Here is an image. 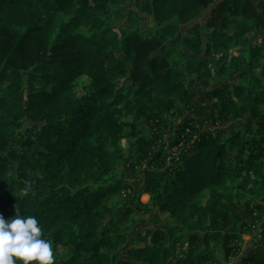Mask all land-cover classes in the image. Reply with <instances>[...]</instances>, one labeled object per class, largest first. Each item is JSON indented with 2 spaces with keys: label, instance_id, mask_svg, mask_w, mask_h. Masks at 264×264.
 Returning a JSON list of instances; mask_svg holds the SVG:
<instances>
[{
  "label": "trees",
  "instance_id": "obj_1",
  "mask_svg": "<svg viewBox=\"0 0 264 264\" xmlns=\"http://www.w3.org/2000/svg\"><path fill=\"white\" fill-rule=\"evenodd\" d=\"M17 209L55 264H264V0H0V214Z\"/></svg>",
  "mask_w": 264,
  "mask_h": 264
},
{
  "label": "clouds",
  "instance_id": "obj_2",
  "mask_svg": "<svg viewBox=\"0 0 264 264\" xmlns=\"http://www.w3.org/2000/svg\"><path fill=\"white\" fill-rule=\"evenodd\" d=\"M55 264L50 240L43 237V229L33 215L17 214L5 219L0 214V264Z\"/></svg>",
  "mask_w": 264,
  "mask_h": 264
},
{
  "label": "rangeland",
  "instance_id": "obj_3",
  "mask_svg": "<svg viewBox=\"0 0 264 264\" xmlns=\"http://www.w3.org/2000/svg\"><path fill=\"white\" fill-rule=\"evenodd\" d=\"M137 11L138 9H133L132 11H123L122 10V13L119 14L118 18L116 20H109L107 22V26L109 27V35L110 37L113 39V41H116L119 39L120 37V30H119V27H121L122 24H127L129 26V30H135L137 29V26L134 25L133 22H130L128 21V18L129 17H132L135 21V23H141V21L143 20L142 18L140 17H137ZM100 18V20H102L103 22H105V17L106 15L104 13H102L100 16H98ZM211 17V10H206L203 15L201 17H199L197 20H195L193 23H192V26H195L196 24H199L202 28H205V26L207 25L208 23V20L209 18ZM63 19H66L64 18V15L60 14L57 16V23H56V30L58 29V27L62 24V21ZM69 19L65 20V21H68ZM234 23V22H233ZM153 24L150 23V28H153ZM237 27L236 23L232 24L229 29L231 30H235ZM143 28V27H142ZM188 28L187 27H184L183 30H187ZM228 29V28H227ZM124 30V29H122ZM90 31L91 29L90 28H87V27H84L82 26L80 28V32L82 34H90ZM146 34H152V30H147ZM222 40L221 38H218V41ZM228 39H224V42L225 44L227 45L228 44ZM121 42L118 43V46H120ZM244 50V52L247 50V47H244L241 45H232L231 48L225 52L224 51V54H225V57H226V60H229L233 57H236L238 54H240L242 51ZM225 61V60H223ZM222 64V63H221ZM234 80V78L232 79V81ZM179 108H182L183 110L185 109V107L182 106V104H178ZM177 107H175L174 111L176 110ZM184 114L183 116L181 117H178L177 116V113L176 112H172L170 115H168L166 117V122L167 124L169 125V128L167 129V134H166V140L167 141H170L174 138L178 128L180 127V125L184 122V119L189 116V109L186 108L184 110ZM127 170V169H126ZM146 170V169H145ZM116 174L118 176H121V177H126L129 179V181L135 186L136 188V192L133 193V194H138L139 193V190L140 188L142 187V183L140 182V173L138 172L136 175H131L129 174V176H126V171L123 169V168H117L116 169ZM138 175V176H137ZM229 186V185H228ZM130 194H132L130 191H125L121 194V197L118 198V201L121 203L120 205L122 204H125L126 202H129L130 201ZM133 194H132V197H133ZM112 200H110L111 202ZM141 202L143 204H147L150 202V197L147 196V195H143L141 197ZM144 218L145 220H147L149 218V216H144L142 217ZM245 243H243V248H244V251L246 249H248L250 247V245H247V242L250 240V238L248 236H246L245 238ZM219 259L221 260L222 259V256L219 257ZM214 264H217V262H215ZM224 264H228V263H225ZM230 264H236V259L235 258H232L231 259V262Z\"/></svg>",
  "mask_w": 264,
  "mask_h": 264
}]
</instances>
